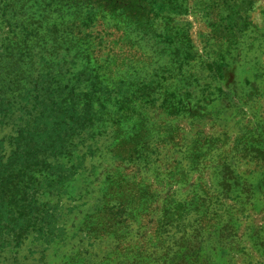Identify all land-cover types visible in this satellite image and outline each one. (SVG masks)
<instances>
[{
    "label": "rangeland",
    "instance_id": "1",
    "mask_svg": "<svg viewBox=\"0 0 264 264\" xmlns=\"http://www.w3.org/2000/svg\"><path fill=\"white\" fill-rule=\"evenodd\" d=\"M29 6L0 0L5 158L38 113L42 75L95 112L101 98L132 100L129 109L106 102L52 161L81 165L63 193H36L38 206L57 208L64 237L47 246L31 228L0 264H264V0L65 12L71 40L56 57L61 21L53 13L30 42L39 12Z\"/></svg>",
    "mask_w": 264,
    "mask_h": 264
},
{
    "label": "trees",
    "instance_id": "2",
    "mask_svg": "<svg viewBox=\"0 0 264 264\" xmlns=\"http://www.w3.org/2000/svg\"><path fill=\"white\" fill-rule=\"evenodd\" d=\"M145 1L149 0H41L40 2L30 0L28 9H33L34 5L37 6L39 15L35 16L34 22L30 24L34 29L30 28L27 40L31 42L36 31L39 33L41 23L51 19L53 13L56 14L57 19L61 21L62 29L54 42L57 45L51 52V55H54L60 52L61 45H65L67 39L71 40L72 32L64 29L67 25L63 18L65 12L66 14L78 10L109 12L117 17V12L136 13L139 7H143ZM128 19L132 23H139L136 18ZM45 32L49 33L50 30ZM20 37V32L16 33V42L14 47H11L14 57L23 52L20 48ZM46 66L47 73L53 71L56 77L59 76V72L61 73L54 62L47 59ZM84 70L87 74H91L87 68ZM46 78L47 76L42 75L39 82L40 86L45 83L47 88H44V94L40 93L36 98L35 105L38 107V113L31 124L18 134L15 139V148L7 158L3 155L4 148L0 142V253L11 243L19 247L28 231L36 226L39 228L38 238L47 246L64 237V230L58 226V218L55 217L57 208L52 209L49 205L38 206L36 193L40 190L63 193L66 185L77 175L76 172L81 165L67 166L52 161L66 157L69 150L68 144L97 121L96 112L105 108L106 102L117 105L119 109H129L127 105L132 100L111 99L109 96L106 99L101 98L98 99L100 109L95 112L92 110L93 105L89 102L71 99V97L64 98L56 83H52L54 77L45 80ZM97 79H99L98 76ZM98 85L109 90L101 80L98 81ZM28 92L30 90H27ZM8 106L7 109H0V116L11 114ZM38 179L41 181L37 182ZM42 207L46 210H41Z\"/></svg>",
    "mask_w": 264,
    "mask_h": 264
}]
</instances>
